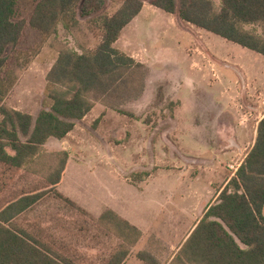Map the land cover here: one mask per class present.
I'll return each mask as SVG.
<instances>
[{
	"label": "rangeland",
	"instance_id": "1",
	"mask_svg": "<svg viewBox=\"0 0 264 264\" xmlns=\"http://www.w3.org/2000/svg\"><path fill=\"white\" fill-rule=\"evenodd\" d=\"M213 1L219 7L220 0ZM120 3L107 0L100 14L113 13ZM34 6L35 0H18L16 20H23L25 26L17 45L6 51L2 77L8 84L13 82L4 103L36 117L48 105L43 93L45 76L57 54L49 47L52 40L43 43L28 25ZM92 18H79V25L69 32L60 29L58 39L78 51L93 48L99 31ZM140 18V27L116 44L135 49V59L148 62L152 68L146 92L121 106L138 119L98 103L64 140L50 141L27 168L0 164V209L24 194L44 192L13 223L74 264H105L117 247V239L86 210L95 201L110 199L138 206L156 189L155 199L164 202L166 196L172 198L173 210L184 218L175 234L183 233L193 219L191 196L212 175L200 172L197 186V179L184 170L180 176L154 171L151 180H138L142 177L139 172L172 164L186 167L193 161L183 156L192 159L199 154L206 161L195 165L209 167L213 154L203 145H223L221 171L216 178L227 179L252 146L257 123L264 115L263 55L196 27H192V34L184 32L160 9L148 19ZM170 101L176 103L174 111L169 109ZM224 128L232 132L212 135ZM65 150L71 159L64 171L67 178L51 185L49 180L61 163L60 152ZM220 182L213 183L211 196ZM56 192L71 196L84 212L71 207ZM135 254L133 249L124 264H143Z\"/></svg>",
	"mask_w": 264,
	"mask_h": 264
},
{
	"label": "trees",
	"instance_id": "2",
	"mask_svg": "<svg viewBox=\"0 0 264 264\" xmlns=\"http://www.w3.org/2000/svg\"><path fill=\"white\" fill-rule=\"evenodd\" d=\"M144 1L264 56V0H220L219 7L213 0H121L111 14H100L107 0H35L28 25L43 43L52 40L49 47L57 55L45 76L43 93L48 105L34 117L4 103L13 85L2 77L5 54L19 42L25 22L16 20L18 0H0V164L27 168L45 150L49 138L64 140L98 103L138 118L121 106L141 96L148 68L114 43ZM84 17H93L99 39L93 48L78 51L60 41L58 34L60 29L71 31ZM158 96L163 98L161 88ZM175 105L170 101L169 109ZM60 155L61 163L49 180L54 186L60 182L69 157L66 150ZM44 194H24L0 209V264H74L13 223ZM56 194L84 212L68 197ZM97 221L117 239L105 264H122L140 231L109 209ZM137 257L156 264L146 251L138 252ZM169 264H264V116L235 176Z\"/></svg>",
	"mask_w": 264,
	"mask_h": 264
},
{
	"label": "crops",
	"instance_id": "3",
	"mask_svg": "<svg viewBox=\"0 0 264 264\" xmlns=\"http://www.w3.org/2000/svg\"><path fill=\"white\" fill-rule=\"evenodd\" d=\"M154 8H156V7L153 6L150 2L144 1L140 12L132 19V21H130L122 29L119 38L114 43V46H116V44H118L122 39L126 38L128 32L130 30H133V29L140 27L139 21L141 20V18H140L141 16L145 20V19L150 18V15H152V14L156 15V9H158V8H156V9H154ZM152 9H153V11H152ZM145 10H146V12H145ZM168 17H169V20L172 24L177 23L184 32H189L192 34V31H193L192 27H195V26H193L187 22L182 21L178 17V15L175 13H168ZM197 29H200V28H197ZM201 30H203V29H201ZM125 31H126V33H125ZM203 31H205V30H203ZM205 32H207V31H205ZM196 33L197 32L194 31V34H196ZM207 33H210V32H207ZM199 42L200 41H198V43ZM196 43H197V41L194 42V44H196ZM203 48H205V47H203ZM118 49H120L121 51L130 55L134 59L136 58L135 56H136L137 52L135 51V49H133L127 45L125 48L120 47ZM183 56H185L184 53H183ZM135 60L139 61V62H141L147 66L148 74H149V72L150 73L152 72L151 66L149 64H147L148 62L144 63L142 60H137V59H135ZM184 60L186 61V58H184ZM180 71H182V70H180ZM148 74H147V76H148ZM147 76H146V79H147ZM146 88H147V82L145 80V88H144L143 93L146 92ZM96 105L92 108V110L96 107ZM12 108L18 110L15 107H12ZM26 113H28V112H26ZM135 119H138V118L135 117ZM257 125H258V123H257ZM229 131H231V129H226V128L216 129L215 133L212 135L216 136V137L227 136ZM255 136H256V134H255ZM50 141L51 142H55V141L59 142L61 140H58L55 138H49L46 145ZM254 141H255V138H254ZM254 141H253V143H254ZM253 143H252V145H253ZM200 146L201 145H199L198 147H200ZM224 147L225 146H223V145H216V146H205V145H203V148L206 149L207 152H211L213 154V155H211L212 157L208 163L209 167H206V165H204V167L201 165H195V163H203L204 161H206V158H204L201 154H199L198 156L196 155V157H192V159L183 156L184 159L193 161V162L186 163L185 164L186 167H181V166H177V164H172V165H169V166L166 165L163 167L158 166V168H156L152 172H147V171L146 172H139L140 173L139 176L141 175L142 177H138L139 178L138 180H151V179H154V175H153L154 171L159 172L161 174L162 173L167 174V175H171L173 173H176L180 176L182 174V170H184V171H188L187 173H189L193 178L197 179L194 183L196 185L199 184V181H200L199 180L200 179V176H199L200 172L203 174L209 172V174L212 175V177L207 182H205L203 184L204 188L200 187L201 190H198L193 194V196H195V197L191 196V203L189 205V211L191 212L193 219H192L191 224L188 226V228L185 229V231H183V233H179L178 236H176L175 230L178 227H180V225H182L184 218L179 216V214H178L179 211L175 212L173 210L171 197L169 198V196H166L164 202H162V199H160V200L155 199V198H157L156 189H154V191L152 190L153 192L150 194V196H145L146 198L143 197L139 201L138 206L125 204L124 202H123V204H125V205H123V204H120V202L116 203L115 201L112 202L110 199L109 200L104 199V200H102V202L101 201H99V202L95 201V204H92V206H90L91 208L86 207V210L88 213H90L94 217L98 218L105 210L109 209V210L113 211L114 213H116L120 218L127 221L130 225H132L136 229H138L140 231V234H141L140 238L135 243V245L130 249L129 254L134 249L135 253H136L135 257L141 263L149 264V263H147V262H145V261H143L137 257L138 252L146 251L155 259L156 264H169L172 261V259L176 256V254L179 252V250L181 249L182 245L185 243L187 238L190 236V234L192 233V231L196 227L197 223L200 221V219L204 215L206 209L211 204L216 202L217 197L219 196L220 192L227 185V183L230 181V179L235 176L236 170L238 169V167L243 162L244 158L237 165V167L234 169V171L231 173V175L227 179H225L224 176L221 178H216L217 176L220 175V171H221L220 162L222 161L221 153L223 152L222 149ZM251 147H250V149H251ZM239 150H241V148H239ZM206 151H205V153H206ZM196 153H197V151H193V154H196ZM215 153H217V154L215 155ZM246 154H245V156H246ZM70 160L71 159L69 158L68 162ZM194 167H196V168H194ZM141 173H144V174H141ZM64 174H65V172H64ZM64 174L61 177V180L57 185H59L62 180H65L67 178L66 174L65 175ZM70 178H72V177H70ZM119 179L120 180H127L126 178L125 179L119 178ZM218 179L221 180V182H220V184H218V188L214 192V195L212 194V196H211L209 193L211 192L212 189H214L213 183H215V180H218ZM178 180H181V179H178ZM64 195H66V194H64ZM66 196L70 197L72 201H75L76 203H78L71 196H69V195H66ZM210 199H211V201L209 202ZM169 200H170V202H169ZM186 211L189 212L186 209L182 210L183 213ZM129 254L122 264L125 263V261L129 257Z\"/></svg>",
	"mask_w": 264,
	"mask_h": 264
}]
</instances>
